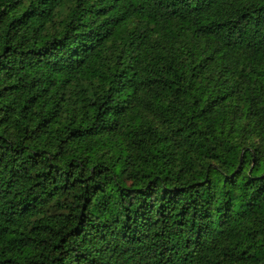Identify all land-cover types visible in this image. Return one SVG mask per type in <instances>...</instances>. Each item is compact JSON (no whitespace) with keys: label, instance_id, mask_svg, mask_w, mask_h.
Instances as JSON below:
<instances>
[{"label":"trees","instance_id":"16d2710c","mask_svg":"<svg viewBox=\"0 0 264 264\" xmlns=\"http://www.w3.org/2000/svg\"><path fill=\"white\" fill-rule=\"evenodd\" d=\"M0 264H264V0H0Z\"/></svg>","mask_w":264,"mask_h":264},{"label":"rangeland","instance_id":"374dc122","mask_svg":"<svg viewBox=\"0 0 264 264\" xmlns=\"http://www.w3.org/2000/svg\"><path fill=\"white\" fill-rule=\"evenodd\" d=\"M65 11H66V9L64 8V9H63V14H64Z\"/></svg>","mask_w":264,"mask_h":264}]
</instances>
